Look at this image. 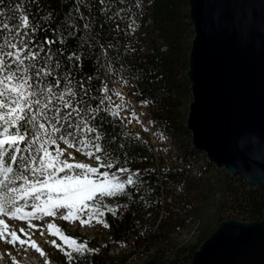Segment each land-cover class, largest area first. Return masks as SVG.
<instances>
[{"label":"trees","instance_id":"trees-1","mask_svg":"<svg viewBox=\"0 0 264 264\" xmlns=\"http://www.w3.org/2000/svg\"><path fill=\"white\" fill-rule=\"evenodd\" d=\"M17 2L0 0V11L11 19L18 15ZM25 6L30 28L38 26L37 42L56 39L53 52L63 49L64 55L57 56L61 70L69 64L70 53L80 57L71 61L72 87L78 92L73 103L83 98L100 109L95 119L89 116V126L100 133L94 143L102 150L57 139L51 149L73 154L57 162L96 168L89 179H101L107 172L109 180L125 181L131 175L135 182L118 196L101 199L97 194L83 202L88 207H77L80 218L100 220L108 236L85 237L63 225L68 246L59 250L64 239L56 244L62 264H130L131 258L133 264H188L220 222L264 216V188L245 183L241 175L229 178L191 141L186 125L193 97L187 73L194 30L187 0H25ZM80 82L86 95L80 92ZM118 85L152 107L156 125L176 142L173 162L158 156L154 146L126 124L121 113L126 98L119 97ZM96 134L78 139L92 140ZM107 163L113 166H102ZM184 234L189 239L181 240ZM72 240L86 242L83 254L73 251ZM118 246L121 252L113 255L110 249Z\"/></svg>","mask_w":264,"mask_h":264},{"label":"snow or ice","instance_id":"snow-or-ice-1","mask_svg":"<svg viewBox=\"0 0 264 264\" xmlns=\"http://www.w3.org/2000/svg\"><path fill=\"white\" fill-rule=\"evenodd\" d=\"M15 8L18 15L11 19L0 11V191L3 192L0 195V215L16 217L23 208L29 207L30 200V206L41 214L54 215L62 208L68 209L66 214L59 212L62 219L68 220L78 204L88 207L83 202L95 199L97 194L101 199L118 196L125 191L126 185L135 182L131 175L125 181L109 180L107 172L101 174V179H89L88 174L96 173V168L57 162L59 151L55 155L48 151L57 139L101 151V146L94 143L101 135L95 127L89 126V116L95 119L94 114L100 109L87 104L83 98L73 103L78 92L72 87L71 61H79L80 57L75 52L70 53L67 57L69 64L61 70L62 61L57 56L64 55L63 49L54 53L52 48L57 40L45 37L37 42L38 26L30 28V12L25 0H18ZM115 15L119 17L120 10ZM62 82L64 87H61ZM79 89L87 94L83 82H80ZM94 132L97 134L92 140L78 139L84 133ZM11 165L16 166L15 170ZM102 166L111 168L113 165ZM74 169L84 171L75 172ZM120 171L128 170L121 168ZM60 172L64 175L59 176ZM17 181H22L21 186H15ZM17 201L24 203L17 204ZM34 215L33 212H24L20 218ZM91 219L89 216V221ZM0 225L7 228L3 219H0ZM48 227L52 229L55 225L49 224ZM9 235L11 240L8 242L12 244L16 241L20 245L26 243L15 232ZM61 236L66 242L69 240L67 236ZM3 237L4 233L0 232V238ZM70 247L83 254L86 242L77 244L72 240ZM68 255L71 259V254Z\"/></svg>","mask_w":264,"mask_h":264},{"label":"water","instance_id":"water-1","mask_svg":"<svg viewBox=\"0 0 264 264\" xmlns=\"http://www.w3.org/2000/svg\"><path fill=\"white\" fill-rule=\"evenodd\" d=\"M191 141L229 178L264 188V0H187ZM188 264H264V216L220 222Z\"/></svg>","mask_w":264,"mask_h":264},{"label":"rangeland","instance_id":"rangeland-1","mask_svg":"<svg viewBox=\"0 0 264 264\" xmlns=\"http://www.w3.org/2000/svg\"><path fill=\"white\" fill-rule=\"evenodd\" d=\"M117 91L119 93L120 98L121 97L126 98V100L125 99L121 100V105H122L121 106V113L123 115V118H124L126 124L130 128L137 131L147 142H150L154 146L155 152L158 156L166 158L167 162H173L176 159V154H177L176 142L173 141L171 136L166 131L161 130L156 125L157 122H156V120H154L155 113L152 112L153 111L152 107L149 104H145V103L139 101L136 97L129 95L125 86L118 85ZM48 151L50 153H52L53 155H55L57 153V151L51 149L50 147H48ZM59 153H60V155L58 156V160L60 158L66 159V158L73 157V154L71 153V151L67 150V149L66 150L63 149ZM64 156H66V157H64ZM21 184H22V182H21ZM21 184L16 182L15 186L19 187V186H21ZM0 195H3L2 191H0ZM23 203H24V201H17V204H23ZM31 203H32V201L29 200L28 201L29 207L23 208L22 212L20 214H17L18 216H16V217L0 216V218L2 217L3 220L5 219L4 222H5V225H7V228H5L4 225H0V232L4 233V237L0 238V257L5 258V259L7 257H9L8 253L6 251L10 250L9 248H10V246H12V243L7 242V241L11 240V236L9 235V233H11V232H15L17 234V236H19L20 239L25 238L26 240H28V237L30 238V236H31V237H34L36 240H39L41 242L46 241V243H47V241H49V242L54 241L55 242L54 244L56 246V244L59 243V242H57V233L58 232L56 231L57 228L60 227L59 224H61V223L66 224L67 221L70 219H73V220L82 219L77 215V207L79 206V204L73 209L74 215L71 216L68 220H64L60 217L59 212H64L66 214L68 209L62 208L59 210V212H56V214H54V215L41 214L39 211H37L36 209H33L30 206ZM24 212H33L35 215L32 218L21 219L20 216L23 215ZM226 215H227V212H226L225 216ZM30 221H31V223H30ZM51 221L55 223V227L51 230L48 229L49 230V233H48V230H46V228L49 225V222H51ZM36 225H41L42 227L44 226V231H43L44 233L39 232L37 234V232L34 230ZM21 229H23V231H21ZM105 230H106V228H104L102 223H101L99 228L92 230V233H93V235H99L100 238H103V237L106 238V236H108V235H105L106 234ZM24 233H25V235H24ZM45 236H47L48 238ZM182 239H189V236L184 234L182 236L181 240ZM2 243H4V244H2ZM6 245H8V246H6ZM2 246H4V248ZM67 246H68L67 242L61 243L59 250L60 249L64 250L67 248ZM121 247L122 246H118L117 248L110 249L111 253L113 255H118L121 252V250H120ZM51 250L54 251L55 248L52 247L50 249V247H48V248L46 247V251L49 252ZM63 253H61V255H63ZM54 255L56 256L55 253H53V257H54ZM134 262L135 261L133 260V258L129 259V261H128V263H130V264H133Z\"/></svg>","mask_w":264,"mask_h":264},{"label":"bare ground","instance_id":"bare-ground-1","mask_svg":"<svg viewBox=\"0 0 264 264\" xmlns=\"http://www.w3.org/2000/svg\"><path fill=\"white\" fill-rule=\"evenodd\" d=\"M0 216H2V215H0ZM0 219H2V217ZM82 220L85 221V223L82 224L81 223ZM30 223H31V221H30ZM49 224L55 225V223L52 221L49 222ZM100 224H101L100 220H98L96 217H92L91 221H89V217H85V218H82L79 220L70 219L67 221L66 224L65 223L59 224L60 227L58 226L59 228H57V229H59V232L57 233V242H59L60 239H62L61 234L63 236H65V231H63L64 230L63 225H65L66 229L68 231H70L71 233L77 232L82 236L90 237V236H93L92 230L99 228ZM48 229H49V227L47 226L46 230H48ZM34 230L38 234L39 232L44 231V226L42 227L41 225H36ZM48 233H49V230H48ZM24 235H25V233H24ZM45 237H47V236H45ZM22 240L26 241L25 245H20L19 241H16L15 244H12V246H10V248H9L10 250L6 251L8 253L9 257H7L6 259L0 257V264H62V262H60V260H59V252L56 250V246L53 242H49V241H47V243H46V241L41 242L39 240H36L34 237H31V236H30V238L28 237V240H26L25 238H22ZM33 242H34L35 246H33ZM2 244H4V243H2ZM6 246H8V245H6ZM2 247L4 248V246H2ZM46 247L47 248L50 247V249L52 247H54L55 250L54 251L51 250L48 252V251H46ZM53 253H55L56 256L54 255V257H53ZM61 253H63V251H61ZM61 253H60V255H61Z\"/></svg>","mask_w":264,"mask_h":264}]
</instances>
